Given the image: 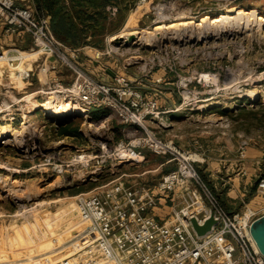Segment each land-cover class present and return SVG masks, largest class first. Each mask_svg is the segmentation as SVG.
Here are the masks:
<instances>
[{"label": "rangeland", "instance_id": "374dc122", "mask_svg": "<svg viewBox=\"0 0 264 264\" xmlns=\"http://www.w3.org/2000/svg\"><path fill=\"white\" fill-rule=\"evenodd\" d=\"M110 10L115 29L103 42L78 47L84 74L107 81L121 72L156 95L160 113L149 115V127L182 151L210 159L222 155L221 145L232 155L243 139L264 151V130L230 117L241 106L264 103V0H117ZM222 13L231 17L216 22ZM190 18L195 23L169 25ZM232 24H239L236 33L227 28ZM32 46L0 44V128L14 132L0 138V264L80 263L74 259L84 226L79 195L113 180L155 185L177 160L148 148H140L139 162L126 160L120 144L145 130L126 128L111 108L84 114L74 86L83 77L62 64L44 70V57L27 54ZM47 100H70L77 109L36 107Z\"/></svg>", "mask_w": 264, "mask_h": 264}, {"label": "built area", "instance_id": "2783aa9c", "mask_svg": "<svg viewBox=\"0 0 264 264\" xmlns=\"http://www.w3.org/2000/svg\"><path fill=\"white\" fill-rule=\"evenodd\" d=\"M0 30L11 37L31 36L33 46L27 54L44 57V70L62 64L83 77L74 86L80 102L86 105L84 114L95 106L111 108L126 124L145 130L130 145L120 144L126 160L139 162L144 158L140 148L170 153L177 160L176 167L163 173L155 185L113 180L95 192L79 195L84 226L78 234L80 245L74 259L81 262L70 258L63 264H264V254L250 230L261 210L248 203L242 209L228 210L196 166L195 162L204 158L197 152L178 149L172 140H164L150 129L149 115L159 117L160 113L156 95L146 93L121 72L107 81L84 74L77 64L80 49L60 41L51 28L50 15L32 4L0 0ZM14 50L24 53L19 48ZM249 144L248 139L240 142V159L247 157ZM262 169L257 190L264 195V157ZM162 200L173 203L166 219L154 214ZM211 217V229L198 234L192 219L203 225Z\"/></svg>", "mask_w": 264, "mask_h": 264}, {"label": "crops", "instance_id": "0c3cea01", "mask_svg": "<svg viewBox=\"0 0 264 264\" xmlns=\"http://www.w3.org/2000/svg\"><path fill=\"white\" fill-rule=\"evenodd\" d=\"M18 2L32 4L36 7L34 0H18ZM108 10L110 12L112 11L110 10V5L108 6ZM106 35L107 34H105L104 37ZM28 40L32 41V38L29 35L11 37L7 36L2 30H0L1 46H3V43L5 42H11L15 45L18 44L22 46L25 45ZM133 127L134 125L129 124L126 126V128L130 129ZM223 133L225 132L223 131ZM218 135V137L221 136L220 134ZM193 145L196 146L195 143ZM217 148L222 155L220 157L204 159L201 162L203 164L201 168L207 175L210 184L214 186L217 193L220 195L223 205L228 210L235 211L242 209L244 204L248 203L254 208L261 210L260 213L263 214L264 195L260 194L257 190V180L259 175L263 172V149L256 145V143L250 145L247 150V157L242 160L239 158L237 150H235L232 155H229L223 146L218 145ZM172 209L173 203L171 200H162L154 209V214L160 219H166L169 217Z\"/></svg>", "mask_w": 264, "mask_h": 264}, {"label": "trees", "instance_id": "16d2710c", "mask_svg": "<svg viewBox=\"0 0 264 264\" xmlns=\"http://www.w3.org/2000/svg\"><path fill=\"white\" fill-rule=\"evenodd\" d=\"M116 1L34 0L38 11H45L51 16V28L55 36L72 48L104 41V35L115 29L112 27L114 13L108 10V6L115 4ZM230 117L264 130V103L259 101L255 106H241L232 111ZM63 125V132H69V123ZM198 169L207 180L203 169ZM217 195L220 198L218 193Z\"/></svg>", "mask_w": 264, "mask_h": 264}, {"label": "bare ground", "instance_id": "6f19581e", "mask_svg": "<svg viewBox=\"0 0 264 264\" xmlns=\"http://www.w3.org/2000/svg\"><path fill=\"white\" fill-rule=\"evenodd\" d=\"M209 17H210L209 14H206V15L202 16V19H201L202 22L206 21ZM229 17H231V16L222 13L220 16H218L215 19V21L216 22H222V21H224L223 19H226V18L228 19ZM228 22H230V20H228ZM192 23H195V20H192V18H190V20H182V21H179L177 24L173 23V24H169V25L174 26V25H185V24H192ZM231 23H232V21H231ZM199 24H202V23L200 22ZM238 25L237 24H232V25H229V27L227 26V28H229V32L231 31V33H236L237 30H238ZM161 27H165V26H164V24H160L159 23V25L156 28H161ZM218 28L224 29L225 26H217V29ZM211 33H212V31L210 32L207 29V30L204 31V36L208 37V35L211 34ZM124 34H122V35H124ZM185 35L188 36V34L181 33L180 35H178V38H180L181 36L183 38V36H185ZM36 107L42 108L43 110H45L47 112L59 113V114L60 113H63V114L64 113H71V112H73V111H75L77 109L76 108L77 105L74 104L73 102H70V100H66V101H64L62 103H57V102H54V101H51V100H47V101H44V102L37 103ZM8 135H14V132L13 131L9 132L7 130V128H0V138H4V137H6Z\"/></svg>", "mask_w": 264, "mask_h": 264}, {"label": "water", "instance_id": "95a60500", "mask_svg": "<svg viewBox=\"0 0 264 264\" xmlns=\"http://www.w3.org/2000/svg\"><path fill=\"white\" fill-rule=\"evenodd\" d=\"M51 60L54 61L55 58L52 57ZM192 222L198 234L202 235L211 229L214 223V218L211 217L203 225H200L196 218L192 219ZM250 230L258 248L264 254V213L259 215L252 221Z\"/></svg>", "mask_w": 264, "mask_h": 264}]
</instances>
